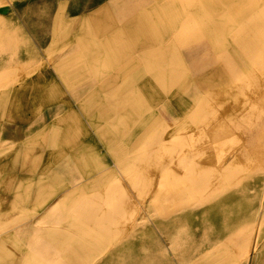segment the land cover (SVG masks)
<instances>
[{
	"label": "crops",
	"instance_id": "obj_1",
	"mask_svg": "<svg viewBox=\"0 0 264 264\" xmlns=\"http://www.w3.org/2000/svg\"><path fill=\"white\" fill-rule=\"evenodd\" d=\"M37 10L0 15V264H115L198 155L264 138V0Z\"/></svg>",
	"mask_w": 264,
	"mask_h": 264
},
{
	"label": "rangeland",
	"instance_id": "obj_2",
	"mask_svg": "<svg viewBox=\"0 0 264 264\" xmlns=\"http://www.w3.org/2000/svg\"><path fill=\"white\" fill-rule=\"evenodd\" d=\"M44 5L0 0L5 28L12 26L14 10L27 22L31 10ZM197 157L181 172L179 197L166 194L161 218L143 214L152 224L147 231L137 226L145 236L133 242V257H118L115 264H264V138L224 147L211 161Z\"/></svg>",
	"mask_w": 264,
	"mask_h": 264
},
{
	"label": "bare ground",
	"instance_id": "obj_3",
	"mask_svg": "<svg viewBox=\"0 0 264 264\" xmlns=\"http://www.w3.org/2000/svg\"><path fill=\"white\" fill-rule=\"evenodd\" d=\"M205 53H206V51H205ZM237 71V70H236ZM228 106V105H227ZM165 165V164H164ZM157 189L159 190V188L157 187ZM155 192H157V191H155ZM152 193H154V191L152 192ZM166 247V246H165Z\"/></svg>",
	"mask_w": 264,
	"mask_h": 264
}]
</instances>
